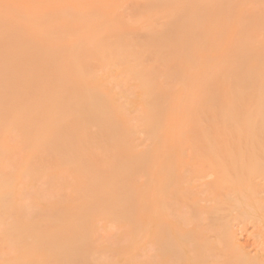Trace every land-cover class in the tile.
<instances>
[{"label": "bare ground", "instance_id": "1", "mask_svg": "<svg viewBox=\"0 0 264 264\" xmlns=\"http://www.w3.org/2000/svg\"><path fill=\"white\" fill-rule=\"evenodd\" d=\"M260 189L264 0H0V264H264Z\"/></svg>", "mask_w": 264, "mask_h": 264}, {"label": "rangeland", "instance_id": "2", "mask_svg": "<svg viewBox=\"0 0 264 264\" xmlns=\"http://www.w3.org/2000/svg\"><path fill=\"white\" fill-rule=\"evenodd\" d=\"M131 8H133V7H131ZM263 192H264V189H260L259 190V192H258V194H260V196H262V198H264V194H263ZM261 194H263V195H261ZM258 196V195H257ZM259 196V197H260ZM259 197H257L258 198V200H259V202L261 201L260 200V198ZM257 204H258V202H257ZM258 206H259V204H258ZM260 219V218H259ZM248 222V223H247ZM241 223H243V222H241ZM112 225V224H111ZM116 225V224H115ZM113 226H114V223H113ZM112 226V227H113ZM118 226V225H117ZM102 228H104L103 226H101ZM112 227H110V228H112ZM260 226H259V223H257V222H253L252 220H249V221H246V223L245 224H240L239 225V223L238 224H236V230L238 231H236L237 233H239L238 234V236H239V239H240V241H241V243L244 245V247L246 248V250L248 249L249 250V252H251V254H255L256 252H259L258 250H260L261 249V251H264V245H262V244H264V240L262 239V241L260 240L261 239V237H262V235H261V233H263V232H261L260 230V228H259ZM109 228V226L105 229V231H104V229H101L99 232V234L98 235H100V236H104V237H100L101 238V240L103 239V238H105L106 239V235H107V233L109 232H107L106 234H103V233H105L106 232V230H110V228ZM117 228V227H116ZM113 229V228H112ZM117 230V231H116ZM113 231H114V229H113ZM115 231L116 232H118V228L117 229H115ZM258 231V232H257ZM256 232H257V234H256ZM110 233H113L112 232V230H111V232ZM115 233V232H114ZM260 234V235H259ZM115 235V234H114ZM256 235H258L257 237H256ZM106 236V237H105ZM109 236V235H108ZM113 236V235H112ZM112 236H111V238L109 237V238H107V240L108 239H113L112 238ZM261 236V237H260ZM98 238V237H97ZM258 238V239H257ZM263 238H264V235H263ZM99 239V238H98ZM260 240V241H259ZM258 241V242H257ZM111 242H113V240H111ZM256 242V243H255ZM256 245H257V248H256ZM259 246V247H258ZM261 246V247H260ZM257 249V250H256ZM247 250V251H248ZM256 251V252H255ZM260 253V252H259Z\"/></svg>", "mask_w": 264, "mask_h": 264}]
</instances>
